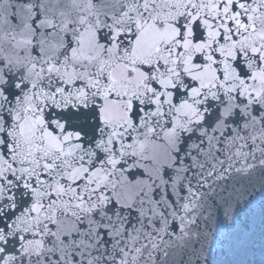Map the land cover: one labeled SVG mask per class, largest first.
Here are the masks:
<instances>
[{
    "label": "snow or ice",
    "instance_id": "snow-or-ice-1",
    "mask_svg": "<svg viewBox=\"0 0 264 264\" xmlns=\"http://www.w3.org/2000/svg\"><path fill=\"white\" fill-rule=\"evenodd\" d=\"M257 188L264 0H0V264H264Z\"/></svg>",
    "mask_w": 264,
    "mask_h": 264
},
{
    "label": "water",
    "instance_id": "water-1",
    "mask_svg": "<svg viewBox=\"0 0 264 264\" xmlns=\"http://www.w3.org/2000/svg\"><path fill=\"white\" fill-rule=\"evenodd\" d=\"M253 204L247 208H241L239 214L241 220L245 223H255L256 228V240L254 245L250 247L247 252L241 253L233 257H224L227 260H243V261H256L261 259V246L259 242V223L261 218L264 217V192H261L259 188L252 194ZM209 226L215 230V225L209 222Z\"/></svg>",
    "mask_w": 264,
    "mask_h": 264
}]
</instances>
